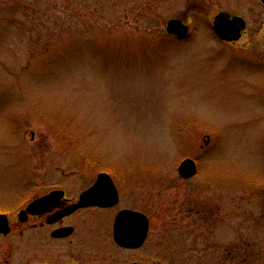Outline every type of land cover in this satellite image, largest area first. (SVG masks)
<instances>
[{"label": "rangeland", "instance_id": "rangeland-1", "mask_svg": "<svg viewBox=\"0 0 264 264\" xmlns=\"http://www.w3.org/2000/svg\"><path fill=\"white\" fill-rule=\"evenodd\" d=\"M263 36L259 0H0V194L106 173L149 234L89 264H264Z\"/></svg>", "mask_w": 264, "mask_h": 264}, {"label": "flooded vegetation", "instance_id": "flooded-vegetation-1", "mask_svg": "<svg viewBox=\"0 0 264 264\" xmlns=\"http://www.w3.org/2000/svg\"><path fill=\"white\" fill-rule=\"evenodd\" d=\"M244 33L243 30L241 37ZM31 139L34 140L33 135ZM101 174L106 173L93 176L71 172V178H65L71 185L68 190L56 183L45 188L41 181L12 197L0 194V264H89L92 257L110 247L119 253L139 250L122 248L114 241L117 214L134 210L119 209V193L108 174L117 192V204L73 209ZM69 208L71 212L66 213ZM99 215H109L110 220L96 219Z\"/></svg>", "mask_w": 264, "mask_h": 264}, {"label": "water", "instance_id": "water-1", "mask_svg": "<svg viewBox=\"0 0 264 264\" xmlns=\"http://www.w3.org/2000/svg\"><path fill=\"white\" fill-rule=\"evenodd\" d=\"M259 1L264 6V0ZM244 29L245 22L242 18L226 13H219L212 22L215 35L219 40L227 43L238 41ZM166 34L184 39L188 35V26L180 20H170L166 26ZM177 172L182 179H190L197 174V167L193 160L186 159L179 165ZM117 199V192L111 179L108 175L101 174L95 185L81 195L78 204L73 209L87 206L110 207L117 204ZM70 212L71 208L67 209L66 213ZM148 231L149 221L144 214L124 210L119 212L115 218L113 237L115 243L122 248L138 249L145 243Z\"/></svg>", "mask_w": 264, "mask_h": 264}]
</instances>
